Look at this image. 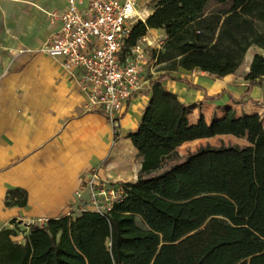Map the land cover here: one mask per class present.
I'll use <instances>...</instances> for the list:
<instances>
[{"label": "trees", "instance_id": "obj_1", "mask_svg": "<svg viewBox=\"0 0 264 264\" xmlns=\"http://www.w3.org/2000/svg\"><path fill=\"white\" fill-rule=\"evenodd\" d=\"M150 30L166 35L150 51L163 74L151 80L130 135L142 158L137 180L122 184L125 197L106 214L83 211L28 229L13 220L0 230V264H264L263 119L230 111L191 125L194 108L163 84L179 70L237 74L253 46L264 51V0H153L126 51ZM244 78L261 84L264 54ZM223 135L248 145L208 144L181 160L184 144ZM26 205L25 191L9 192L7 207Z\"/></svg>", "mask_w": 264, "mask_h": 264}, {"label": "crops", "instance_id": "obj_2", "mask_svg": "<svg viewBox=\"0 0 264 264\" xmlns=\"http://www.w3.org/2000/svg\"><path fill=\"white\" fill-rule=\"evenodd\" d=\"M68 1L0 0V230L13 220L28 229L40 219L79 214L89 194L79 199L77 192L93 170L102 180L124 184L135 182L142 168L130 135L149 103L151 80L163 73L151 71L149 83L125 106L116 128L104 115L88 112L78 82L41 52L62 25L50 14L66 9ZM148 35L166 39L162 30ZM248 54L235 75L179 70L167 77L165 88L194 108L191 125L201 117L208 124L215 117L222 120L230 111L236 118L259 115L264 124V85L250 86L244 78L255 56ZM226 138L248 145L231 135L194 142ZM15 189L27 193L26 207L6 206Z\"/></svg>", "mask_w": 264, "mask_h": 264}, {"label": "built area", "instance_id": "obj_3", "mask_svg": "<svg viewBox=\"0 0 264 264\" xmlns=\"http://www.w3.org/2000/svg\"><path fill=\"white\" fill-rule=\"evenodd\" d=\"M69 0L61 12L50 14L61 27L45 42L41 52L61 65L87 97V111L104 115L118 126L125 106L149 83L147 66L151 50H161L162 38L145 35L126 51L127 40L139 21L146 22L148 11L140 0ZM152 68V71H153ZM88 192V203L79 209L106 214L125 197L122 184L102 180L93 170L77 197ZM48 219L33 224L45 225Z\"/></svg>", "mask_w": 264, "mask_h": 264}, {"label": "rangeland", "instance_id": "obj_4", "mask_svg": "<svg viewBox=\"0 0 264 264\" xmlns=\"http://www.w3.org/2000/svg\"><path fill=\"white\" fill-rule=\"evenodd\" d=\"M140 6L142 9H145L147 11H152L153 9V0H140ZM256 54H264V51L261 50L259 47L257 46H253L250 50H249V54L248 57L251 55H256ZM155 68H153L152 63H150L146 68H147V72H146V76L150 77V73L152 71L157 72L158 67L154 66ZM157 67V68H156ZM262 83L264 85V79L262 80ZM263 105H264V99H263ZM212 145V146H220L222 144L224 145H237L233 140H230L228 138L226 139H215L212 141H198V142H190V143H186L184 144L182 147H180L178 149L179 155L181 160H183L184 158H186L187 156H189L190 154H193L195 152H197L201 147L206 146V145ZM243 146V145H241ZM23 228V227H22Z\"/></svg>", "mask_w": 264, "mask_h": 264}]
</instances>
